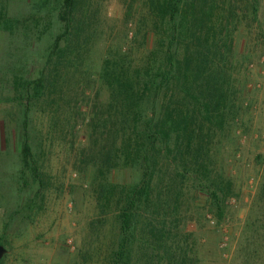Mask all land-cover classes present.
I'll use <instances>...</instances> for the list:
<instances>
[{
    "label": "rangeland",
    "instance_id": "374dc122",
    "mask_svg": "<svg viewBox=\"0 0 264 264\" xmlns=\"http://www.w3.org/2000/svg\"><path fill=\"white\" fill-rule=\"evenodd\" d=\"M173 2L75 0L65 27L60 0H0V264L114 261L140 109L169 136L127 264H264V0L181 5L171 21ZM173 48L179 79L141 98ZM199 184L224 192L220 212ZM247 237L255 255L239 253Z\"/></svg>",
    "mask_w": 264,
    "mask_h": 264
},
{
    "label": "trees",
    "instance_id": "16d2710c",
    "mask_svg": "<svg viewBox=\"0 0 264 264\" xmlns=\"http://www.w3.org/2000/svg\"><path fill=\"white\" fill-rule=\"evenodd\" d=\"M212 0H174L173 6L171 8L174 11L173 15H171V21L174 20L175 14L180 9L181 5H184L186 11L192 14L194 17L197 13H201L204 9V6L207 9L210 8ZM75 0H60V9L57 14V18L60 22H62L65 27L71 21L72 12L74 9ZM189 9V10H187ZM196 21V20H195ZM173 32V28L171 26L170 29ZM67 34V31H66ZM65 35V34H64ZM62 36H57L54 39L53 46H58V43ZM170 50V49H169ZM168 49L165 52V61H164V68L159 70L160 73V83L157 86H149L141 92L140 97L145 98L144 95L149 94L150 96H156L160 93V89L162 88L163 83L167 84L168 81L171 80H178L180 77V70L178 68L179 61L176 57L175 48L173 51L170 52ZM175 78V79H174ZM28 86L32 85L31 89H33L34 96H37L39 93V89L41 87V78L39 76L32 81L27 82ZM194 95V94H193ZM197 95V94H196ZM198 96V95H197ZM153 99H150V104L154 103ZM193 100L196 102L198 106H200L201 110L206 107L201 106V102L198 98L193 96ZM144 110L143 112H145ZM142 110L140 109L139 115L141 116L140 122H138V141H137V165L140 170L139 180L133 187H131L128 191V194L125 196L123 200V206L121 208L120 214L118 216L119 226L118 230L120 232L121 239L119 244L114 252V261L111 264H127V258L131 251V241L128 237L131 236L132 233V221H133V213L138 208L139 203L146 200L149 192V183L152 177V173L150 171L151 167H154L156 163L155 155L153 156L154 152H161L167 150V141L169 136V130L167 129L165 123L161 119H157V121L153 122V117L155 112H151L150 114L146 113L144 115ZM150 115V116H148ZM137 128V126H136ZM20 158L23 166L29 168L33 173L35 169L29 166V162L31 161V154L30 148L27 143V127L26 123L24 122L22 126V133H21V144H20ZM35 175V174H34ZM198 188L204 189L207 193L208 198L213 202L215 205L217 212H220L222 209V201L224 199V192L218 188H211L208 189L205 184H199ZM253 223H248L245 230H249L252 227ZM246 234V233H245ZM250 234V233H248ZM257 235V234H255ZM264 236V235H262ZM261 236V237H262ZM259 237V236H258ZM257 237V238H258ZM247 237L244 240V248L239 249V253L245 249V253H251L252 255L256 254L257 248L248 247ZM260 243H262L263 253H264V243L262 239H260Z\"/></svg>",
    "mask_w": 264,
    "mask_h": 264
}]
</instances>
